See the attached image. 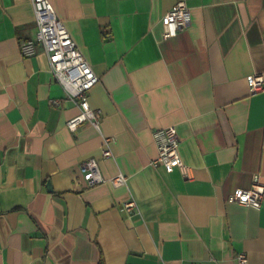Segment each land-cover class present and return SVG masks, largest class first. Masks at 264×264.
Returning <instances> with one entry per match:
<instances>
[{
	"label": "crops",
	"instance_id": "crops-1",
	"mask_svg": "<svg viewBox=\"0 0 264 264\" xmlns=\"http://www.w3.org/2000/svg\"><path fill=\"white\" fill-rule=\"evenodd\" d=\"M179 1L191 24L165 40ZM50 2L100 78V130L72 132L80 109L48 56L21 54L37 31L32 0H0V264H264V208L228 202L256 175L264 184V90L248 83L264 77V0ZM169 126L185 166L173 172L153 137ZM90 158L128 185L84 187Z\"/></svg>",
	"mask_w": 264,
	"mask_h": 264
},
{
	"label": "built area",
	"instance_id": "built-area-1",
	"mask_svg": "<svg viewBox=\"0 0 264 264\" xmlns=\"http://www.w3.org/2000/svg\"><path fill=\"white\" fill-rule=\"evenodd\" d=\"M32 2L37 31L33 38L21 41V54L25 57H32L42 47L48 56L56 81L67 97L74 101L80 109V113L67 122V127L72 132H77L87 123L100 130L102 114L99 110L93 109L89 102V92L100 82L99 76L79 50L63 21L56 15L50 0H32ZM191 21V8L185 1H179L163 18L166 27L163 38L168 40L176 37L190 26ZM248 83L253 93L264 90V77L261 75L249 76ZM50 103L55 106L60 105L58 100H51ZM153 137L159 151L158 163L168 172H173L177 167L185 168L175 126L155 130ZM104 141L103 157L108 159L113 156L111 146L114 139L105 137ZM81 167L84 173L83 184L86 188L107 182L115 187L128 185V177L121 173L110 179L104 178L99 163L94 158L85 161ZM228 202L256 210L264 208V184L260 177L258 175L254 177L251 188L236 190L228 197ZM123 210L130 217L139 214V206L133 195H130L123 203ZM237 261L238 264H249L246 254H239Z\"/></svg>",
	"mask_w": 264,
	"mask_h": 264
}]
</instances>
